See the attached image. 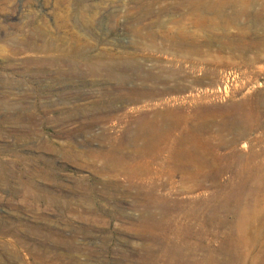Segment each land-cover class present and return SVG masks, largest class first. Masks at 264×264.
Returning a JSON list of instances; mask_svg holds the SVG:
<instances>
[{
  "label": "rangeland",
  "instance_id": "rangeland-1",
  "mask_svg": "<svg viewBox=\"0 0 264 264\" xmlns=\"http://www.w3.org/2000/svg\"><path fill=\"white\" fill-rule=\"evenodd\" d=\"M150 1L0 0V264L264 260V27Z\"/></svg>",
  "mask_w": 264,
  "mask_h": 264
},
{
  "label": "bare ground",
  "instance_id": "bare-ground-1",
  "mask_svg": "<svg viewBox=\"0 0 264 264\" xmlns=\"http://www.w3.org/2000/svg\"><path fill=\"white\" fill-rule=\"evenodd\" d=\"M74 1H76V0H58V2L59 3H61V5H60V7H58V8H53L52 10L50 9V11H46V12H48V14H53V15H68V16H72V17H77V18H85L86 20H87V23L89 24V23H91L92 22V18H94V17H97V16H99L100 14H103V13H111L112 11H111V7H109V6H107V5H105L104 3H102L101 2V0H97L96 2L97 3H95V4H92V5H86L85 3L84 4H81V6H78V9H71V5H72V2H74ZM79 2H82V0H78ZM179 0H151L150 1V3H148V4H146V6H143V7H141V8H137V9H133V12H135L136 14H154V13H156V12H159V13H163L164 12V10L165 9H158V8H154L155 6V4H159V3H167V2H171V4L173 5V4H178L179 2H178ZM186 1H188V0H186ZM194 1V0H193ZM207 1V0H206ZM57 2V3H58ZM152 2V3H151ZM189 2V1H188ZM199 2V1H198ZM58 3V4H59ZM203 3H206L205 1L203 2ZM57 5V4H56ZM170 5V4H169ZM206 5H208V4H206ZM205 4H204V6H206ZM168 6V5H167ZM176 6V5H175ZM197 6V5H196ZM212 6H213V4H212ZM220 6L224 9V10H226V9H230V8H236V7H239L240 8V10L239 11H236V12H234V13H232L233 14V17H232V19L233 20H236V23H237V19H239L240 17H242V16H250L251 18H253L254 19V24L253 25H255V26H259V27H264V0H262L261 1V3L259 4L258 2H257V0H239V1H227V0H225V2H223V3H220ZM180 7V6H179ZM207 7H209V6H207ZM214 7V6H213ZM258 7V8H257ZM193 8V7H192ZM197 8V7H196ZM196 8L194 9V11L196 10ZM221 8V9H222ZM177 9V8H176ZM238 9V8H237ZM45 10V9H44ZM169 10V9H168ZM204 10V9H203ZM231 10V9H230ZM229 10V11H230ZM170 11H172V10H170ZM182 11V10H181ZM191 11H192V9H191ZM205 11H208V10H205ZM213 11H215V15L216 16H222L223 17V15H225L226 13L224 12V11H219V10H216V9H214ZM228 11V12H229ZM42 12V11H41ZM130 12V11H129ZM174 12V11H173ZM187 12V11H186ZM210 12H211V10H210ZM43 13V12H42ZM176 13H178V12H176ZM188 13V12H187ZM194 13V12H193ZM172 14H174V13H172ZM183 14V13H182ZM204 14V13H203ZM187 15V14H186ZM196 15V17L197 18H203V15L202 14H200L199 13V10L197 9V11H195V14H194V16ZM208 15V14H207ZM191 16H192V14H191ZM193 16V17H194ZM209 16V15H208ZM215 16V17H216ZM193 17H192V19H193ZM206 17V16H205ZM213 17H214V15H213ZM212 17V18H213ZM228 17V16H227ZM225 18V17H224ZM248 18V17H247ZM195 19V18H194ZM193 19V20H194ZM207 19V18H206ZM215 19V18H214ZM213 19V20H214ZM221 19V18H220ZM223 19V18H222ZM229 19V18H228ZM192 20V21H193ZM201 20V19H200ZM204 20V19H203ZM211 20V19H210ZM231 21V23L233 22L234 23V21ZM244 20V19H243ZM242 20V21H243ZM252 20V19H251ZM202 21V20H201ZM208 21V20H207ZM212 21V20H211ZM221 21V20H220ZM198 22H199V20H198ZM222 22H224V20L222 21ZM227 22V21H226ZM195 23L197 24V22H196V20H195ZM209 23V22H208ZM203 24V23H202ZM202 24H201V26H202ZM226 24V23H225ZM224 24V25H225ZM228 24H229V22H228ZM206 25V24H205ZM209 25H211V24H209ZM213 25V24H212ZM217 25H218V23H217ZM217 25H215L214 27H216ZM220 25H222V24H220ZM238 25V24H237ZM207 26V25H206ZM226 26H228V25H226ZM234 26V25H233ZM236 26V25H235ZM234 26V27H235ZM241 26V25H240ZM203 27V26H202ZM242 27H243V25H242ZM245 27V26H244ZM221 28V27H220ZM257 28V27H256ZM229 29V28H228ZM239 29H240V27H239ZM202 30V29H201ZM210 30V29H209ZM245 30V29H244ZM206 31V30H205ZM220 31V30H219ZM261 31V30H260ZM224 32V31H223ZM208 33H210V32H208ZM221 33V32H220ZM259 33V32H258ZM207 34V33H206ZM243 34V33H242ZM244 34H246V33H244ZM262 34V33H261ZM223 35V34H222ZM226 36V35H225ZM223 38V37H222ZM74 39H75V41L76 42H80V39H79V37H74ZM226 39V38H225ZM259 40V39H258ZM264 40V39H263ZM84 44V43H83ZM210 44V43H209ZM81 45V44H80ZM51 50V49H50ZM94 61V60H93ZM83 62V61H82ZM19 197V196H18ZM19 223V222H18ZM17 223V224H18ZM152 224V223H151ZM160 225V224H159ZM137 226V225H136ZM146 226H148V225H146ZM163 226V225H162ZM234 226V225H233ZM153 228L154 227H156V225L155 226H152ZM160 227V226H159ZM159 227H157V228H159ZM232 227V226H231ZM235 227V230H233L236 234H237V237H235V238H238V236H240L241 238H243V242H244V244L245 245H250V246H253L255 243H256V240H255V238H251L249 235H248V233H249V228H248V226L246 225V223L245 222H237L236 223V225L234 226ZM13 229V228H12ZM164 229H166V227L164 228ZM227 229V228H226ZM152 230V229H151ZM175 230V229H174ZM6 231V230H5ZM131 231V230H130ZM172 234V233H171ZM223 234V233H222ZM231 234V233H230ZM230 234H228V235H230ZM20 235V234H19ZM160 235V234H159ZM173 235V234H172ZM205 235V234H204ZM227 235V236H228ZM235 236V235H234ZM239 237V238H240ZM179 238V237H178ZM230 238V237H229ZM167 239V238H166ZM228 239V238H227ZM234 239V238H233ZM61 240V239H60ZM179 240V239H178ZM185 240V239H184ZM242 240V239H241ZM226 241V240H225ZM229 241V240H228ZM235 241V240H234ZM179 242V241H178ZM183 242V241H182ZM196 242V241H195ZM240 242V241H239ZM179 243H181V242H179ZM190 243V242H189ZM223 243V242H222ZM231 242H229L228 244H230ZM235 243V242H234ZM198 245V244H197ZM238 245V244H237ZM241 245H242V243H241ZM179 246V245H178ZM195 246V245H194ZM244 246V245H243ZM256 245H254V247H255ZM181 247V246H180ZM184 247H185V245H184ZM204 247V246H203ZM224 247V246H223ZM227 247H228V245H227ZM231 247V246H230ZM1 248V247H0ZM70 248V247H69ZM182 248V247H181ZM195 248H198L197 246L195 247ZM140 249V248H139ZM169 249V248H168ZM178 249H180V248H177V250ZM183 249V248H182ZM181 249V250H182ZM185 249V248H184ZM193 249H194V247H193ZM200 249H201V247H200ZM221 249V248H220ZM219 249V250H220ZM226 249V248H225ZM232 249V248H231ZM237 249V248H236ZM31 250V249H30ZM66 250V249H65ZM69 250V249H68ZM81 250V249H80ZM188 249H186V251H187ZM195 250H198V249H195ZM169 251V250H168ZM168 251H166L167 253H168ZM179 252H180V250H178ZM185 251V252H186ZM189 251V250H188ZM191 251L193 252V250L191 249ZM191 251H189L190 252V254H191ZM205 251V250H204ZM223 251V250H222ZM233 251V250H232ZM235 251H237V250H235ZM14 252V251H13ZM36 252V251H35ZM178 252V253H179ZM188 252V253H189ZM196 252V251H195ZM230 252V251H229ZM33 253V252H32ZM165 253V252H164ZM166 253V254H167ZM178 253H177V255H178ZM212 253V252H211ZM220 253V252H219ZM39 254V253H38ZM174 254V253H173ZM181 254V253H180ZM227 254V253H226ZM229 254H231V253H229ZM233 254V253H232ZM246 254V253H245ZM251 254V253H250ZM176 255V256H177ZM228 255V254H227ZM8 256H10V255H8ZM168 256V255H167ZM173 256H175V255H173ZM180 256V255H179ZM188 256H189V254H188ZM191 256V255H190ZM189 256V257H190ZM235 256V255H234ZM253 256H255V257H253ZM251 255V257H249V258H242V260H241V262H240V264H258V262L259 263H264V260H262V261H260V259L258 258H256V257H258V256H256V254L255 255ZM11 257V256H10ZM16 257H17V255H16ZM170 257V256H169ZM181 257V256H180ZM179 257V258H180ZM229 257V256H228ZM5 258V257H4ZM52 258V257H51ZM57 258V257H56ZM76 258V257H75ZM138 258V257H137ZM145 258V257H144ZM178 258V257H177ZM187 258V257H186ZM191 258H194V257H191ZM212 258V257H211ZM240 258V257H239ZM3 259V258H2ZM9 261H14V259H11V258H7ZM19 259V258H18ZM171 259H172V257H171ZM181 259V258H180ZM230 259H232L231 257H230ZM248 259V260H247ZM74 260V259H73ZM140 260H141V258H140ZM148 260V259H147ZM168 260V259H167ZM169 260H170V258H169ZM174 260V259H173ZM186 261H188L187 259H185ZM191 260V259H190ZM5 261V260H4ZM18 261V260H17ZM62 261V260H61ZM171 261V260H170ZM176 260H174V262H175ZM182 261H184V260H182ZM193 261V260H192ZM197 261V260H196ZM229 261V260H228ZM237 261V260H236ZM16 262V261H15ZM32 262V261H31ZM30 262V263H31ZM149 262H151V261H149ZM224 262H225V260H224ZM226 262H227V259H226ZM257 262V263H256ZM41 263V262H40ZM79 263V262H78ZM152 263V262H151ZM150 263V264H151ZM165 263H167V262H165ZM179 263H181V262H179ZM189 263V261L186 263H184V264H188ZM198 263V262H197ZM197 263H195V264H197ZM200 264H201V262H199ZM4 264H6V263H4ZM35 264V263H34ZM140 264V263H139ZM153 264V263H152ZM172 264V263H171ZM205 264V263H204ZM215 264H217V263H215ZM222 264H223V262H222ZM226 264V263H225ZM231 264V263H230ZM235 264V263H234Z\"/></svg>",
  "mask_w": 264,
  "mask_h": 264
}]
</instances>
